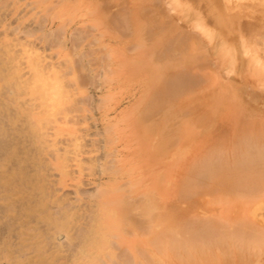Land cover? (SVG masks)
I'll return each mask as SVG.
<instances>
[{"label":"bare ground","instance_id":"obj_1","mask_svg":"<svg viewBox=\"0 0 264 264\" xmlns=\"http://www.w3.org/2000/svg\"><path fill=\"white\" fill-rule=\"evenodd\" d=\"M22 1L0 0V264H264V0Z\"/></svg>","mask_w":264,"mask_h":264},{"label":"rangeland","instance_id":"obj_2","mask_svg":"<svg viewBox=\"0 0 264 264\" xmlns=\"http://www.w3.org/2000/svg\"><path fill=\"white\" fill-rule=\"evenodd\" d=\"M23 1H22V3L24 5L25 4L24 3L25 1L24 2ZM182 2H183V4L189 3L190 5H193V7H194V8L192 7L193 9H195V5H196L197 10L198 11L200 10L199 9V6H197V4H195L194 2H193L194 4L191 3L192 1H189L188 2L187 0H184V1L182 0ZM217 3H218V6L221 7L222 4H224V0H217ZM200 12H201V10H200ZM7 21L8 22H12L13 21V18L12 17H8L7 18ZM33 23L34 22H32L30 24V21H29L27 24L28 25H32ZM57 23H58L57 20H55L54 22L53 21L48 22L47 25H46V30H49L50 28H55L57 26ZM180 23L183 24L184 22L182 21ZM35 24L36 23H34L33 25H35ZM75 26H76V24L73 25L71 27L72 29L70 28V30L72 31L75 28ZM22 27L24 28L25 26H22ZM10 32L11 33L13 32V30L11 28H10ZM236 36H238V35H234V37H236ZM223 43H225L224 45L227 44L226 41H224ZM223 43L220 44L219 46H222ZM34 44L36 45V47L33 45L35 49H37L38 51H41L43 54L46 53L49 56L50 51L47 50V49H44V47H43L44 44H42L39 40H34ZM233 49L235 51V55H237V61H238V63H240L241 61H243V57L244 56H242V54L243 53L245 54V52L242 51L243 53H240L239 50L241 48L237 51V48L235 46L233 47ZM47 61H49L48 58H47ZM223 76H224V73H223ZM88 92L92 96L93 101L94 100H100L101 99V94H104V93H102V89H98V88H96L92 84L89 85ZM127 103H128V100H125L123 106H121L117 110V112H112V117L116 116L117 113L121 110V108L124 107ZM91 113H93L96 118H99L100 117V111H98L97 108H94V110ZM90 116L91 115H89V117ZM58 118L61 121H63V122L66 121L65 118H64V114H62V113L58 116ZM74 118L76 119L75 120V123L77 125V130H79V135L81 137V140H80L81 141V145H84L85 148H86L85 151H88L91 148L92 139L94 137H97L98 138V135H96V134L99 131L102 132L104 130L103 123L102 122H97V124H96L95 123V119H93L91 117H90V119H88V121H85L83 119L84 117H77V118L74 117ZM33 137L35 139V136L34 135H33ZM69 140H70V138H69L68 135H66V134L60 135L59 138H58V140H57L59 147L60 148H64V146H66L68 144ZM105 141L106 140H104V137L102 135L99 136V147L100 148L96 147V150L95 151H97V152L94 153V154H92V155H90V154H88V155H82V157L88 158L89 155L90 156H94V157H99V161H100V164H101L103 155H104V153L106 151L105 150ZM34 142L36 143V147L37 148H41L42 142H38V140H36V139L34 140ZM82 149H83V147H82ZM53 159H54L53 151H50L49 153H47L46 160H48V161L50 160L52 162ZM73 168L75 170H77L75 168V166H73ZM73 172L76 175L79 174V172H75V171H73ZM0 174H2L1 171H0ZM3 174H5V173H3ZM2 175L0 177H2ZM3 177H4V175H3ZM78 177L80 179L79 182H77L76 180H72V178L68 177V178H66V181L65 182L59 183L60 185L61 184H65V183L68 184V186L66 188V191L69 192V196H70V199H71L72 202H75L76 201V192H79L80 194H83L84 196H88L89 197V195H91L93 193H96L97 190H98V188H100L102 185H104L108 181V179H109L108 175L102 173L101 167L98 166V165L96 167H94L92 171H86L85 174L82 177H80L79 175H78ZM60 178L61 177H58L57 176L56 179H54V180L55 181H60ZM1 180H2V182L0 181V187L3 186L4 181H5L3 178ZM60 185H58V187L60 189H62L63 186H60ZM78 209H80V208H78ZM0 227H2V224L1 223H0ZM27 241H28V245H29L30 242L33 241V239H28ZM31 253H32V255H34L36 252L32 250ZM30 256H31V254H30Z\"/></svg>","mask_w":264,"mask_h":264}]
</instances>
